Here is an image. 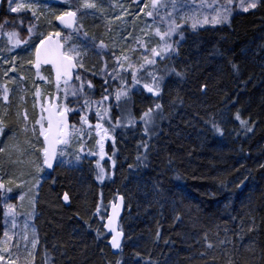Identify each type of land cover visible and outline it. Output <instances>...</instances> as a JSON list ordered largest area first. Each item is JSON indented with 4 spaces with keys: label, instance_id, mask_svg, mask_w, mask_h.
<instances>
[{
    "label": "trees",
    "instance_id": "1",
    "mask_svg": "<svg viewBox=\"0 0 264 264\" xmlns=\"http://www.w3.org/2000/svg\"><path fill=\"white\" fill-rule=\"evenodd\" d=\"M143 1L135 4L124 0V4L109 10L115 12L114 17L126 10L138 31L128 39L127 46L120 41L113 45L104 37L109 52L103 57H107L110 67L121 55L136 62L139 53L144 52L138 41L149 48L155 45L150 31L153 21L141 11ZM44 3L49 7L44 8ZM6 6L7 0H3L0 23L7 20L5 27L11 29L10 25L23 19V25L16 24L22 38L27 36L30 23L45 35L70 32L54 19V14L70 8L66 3L41 0L39 19L30 11L9 13ZM99 8L93 21H100ZM84 26L103 37L88 26L87 18ZM180 30L184 38L176 39L177 53L156 68L162 75L165 67L182 75H165L160 97H152L140 88L130 91L131 100L123 108L113 105L114 113L120 114L123 109L138 116L156 103L162 109L151 134L150 130L145 134L138 122L135 128L128 127L117 136L118 152L111 178L97 179L93 157L63 166L57 163L53 172L44 167L48 177L41 184L39 214L33 219L39 237L35 264H116V260L120 264H264V0H259L255 9L236 12L229 23L196 31L185 27ZM31 43H38V36H33ZM7 47L1 38L0 48L5 51L0 56L9 60L17 56V71L9 72L14 78L9 80L4 71L10 65L0 60V84L7 83L12 90L9 106L0 99V112L6 121L0 147L12 130L32 133L29 128L25 131V121L15 111L14 93L26 91L22 108L27 109L28 124L37 118L33 105L35 70L27 63L33 58L34 48L16 49L9 54ZM85 49L82 61L92 74L88 81L96 84V96L103 95L105 89L114 93L121 83L111 88L104 85L108 77L96 76L102 73V56ZM43 71L49 81L54 80L51 66H43ZM121 73H126L130 88V72ZM53 86L49 83L44 88L54 95ZM237 114L246 124L236 119ZM41 141L42 137L40 148ZM87 143L92 149L94 138ZM77 145L69 152L71 156L77 153ZM41 160L39 151L37 164ZM10 169V159L0 152V177L4 182L6 178L13 181L6 186L12 189L10 199L23 217L29 210L28 196L43 171L35 173L27 188ZM64 194L68 201L63 199ZM119 194L125 198L120 222L124 239L121 251L115 255L108 245V234L102 227L98 229L95 220L101 195L110 200ZM3 197L0 193L1 203Z\"/></svg>",
    "mask_w": 264,
    "mask_h": 264
},
{
    "label": "snow or ice",
    "instance_id": "2",
    "mask_svg": "<svg viewBox=\"0 0 264 264\" xmlns=\"http://www.w3.org/2000/svg\"><path fill=\"white\" fill-rule=\"evenodd\" d=\"M61 2L69 3V0H61ZM258 3L259 0H249L247 3L245 0H238L236 7L243 12H248L249 10L257 8ZM8 5L10 11L13 13L30 11L32 16L36 19H39V15L41 14L38 13V9L41 7V0H8ZM168 6L169 4L164 2V0H147L141 9L145 16L153 18L154 22L159 18L160 23L165 25L163 30H161L159 26L154 29V34L159 38V43L149 48L145 42L138 41L137 43L144 49L138 64L131 61V58L127 55H124L122 58H116V69L130 72L132 87L139 85L147 93L156 97L161 96L165 75L170 72L177 76L182 75V73L176 72L174 68L169 70L167 67H165L164 74L162 75L160 74V70L156 68V65L158 63L157 58L162 62L166 59H170V54L177 53V42H173L172 37L179 32L180 39L182 40L184 38L183 33L180 32L183 23L192 20V28H196L198 23L207 24L211 22L214 25L229 23L234 10L233 0H224L223 3H219V0H216L214 4H207L206 0H204L202 6L211 8L214 12L210 21L208 15H203V19L200 20L197 19L200 13L193 12L190 17L181 15L179 17L181 22L178 23L174 15L177 12L176 0H171L172 11L165 13L164 16H160V9L167 8ZM43 7L48 8L49 5L44 3ZM97 8L98 5L93 2V0H82L80 8L77 10L63 11L59 15L54 14L55 20L59 21L66 29L71 30L69 34L64 37H62L60 32H49L46 35L38 33L36 31V25L30 23L27 26V36L22 38L21 32L16 28V24L23 25V19H18L15 23L10 25L11 30L5 28V25L9 24L7 20L0 23V38L6 40L8 45L7 52L10 54L15 52L16 49L28 51L30 47L34 48L33 58L28 60L27 63L34 68L36 79L45 81L46 83H52L55 88L54 95L42 93L39 86H35L33 91L34 106L37 104L39 105V113L32 123L31 131L37 138L42 137V148L39 149L42 160L41 164L36 165L37 172H42L44 167L51 169L58 157L61 158V162L63 163V158L67 155V149L71 146L73 140L80 142L86 134L90 137L93 132L98 137L96 140L97 152H90L89 154L99 155L101 160L104 159L105 140L112 139L113 144L115 143L114 137L109 134V129L111 128L114 131L115 127L119 126V120L115 123L112 122V117L110 115L112 104L109 103V100L111 98L118 109L123 108V106L127 105L131 100L129 95L131 89L127 86V80H125L116 69H114L112 73L105 72V75L112 76L114 79L119 77L121 87L115 90L114 93H109L108 90L105 89V93L99 100L91 99L89 93L85 91L86 88L89 90L93 88L91 81L83 80L77 72L78 68L84 67L83 61L80 58L81 50L74 43H70L72 35L78 34L82 28L77 18V12L81 9ZM123 14H127L126 10ZM116 19H120V16H117ZM33 36H38V43L34 45L31 43ZM99 47L105 48L107 46L103 41H100ZM3 51H5V49L0 48V52ZM131 51H135V49H131ZM0 60L10 65V68L4 71L5 77H9V72L17 71L15 63L17 56H12L10 60L0 56ZM125 63H127V69H125ZM45 65L52 66L55 74L54 80L49 81L47 77L41 75V69ZM21 67H23V65H21ZM234 67L236 66L234 65ZM74 74L76 83H73ZM19 79L23 81L25 77L21 75ZM9 80H14V78L9 77ZM105 83H107V80H105ZM11 91L7 83L0 84V99H2L5 104L9 102ZM42 97L43 101L41 102ZM70 97L72 98L71 101H69ZM23 99L24 97L21 96V100ZM71 103L80 104V107H71ZM161 109L162 105L156 103L154 108H148L142 113L141 120L144 124L145 134L148 132L149 125L155 124ZM93 111L97 120L95 124L91 123L88 118V113ZM73 112L79 115L80 127L69 122V114ZM22 116L25 121V131H27L29 121L27 109L23 110ZM236 119L240 120L241 124H246V121L241 120L238 114ZM126 120L129 125L135 123L130 113L127 115ZM105 121L108 122L109 127L104 126L103 122ZM213 127L216 126L213 125ZM5 129L6 121L3 117H0V136L4 134ZM217 130L219 131V129ZM248 131H251V128H249ZM4 151L5 149L0 147V152ZM82 152H84V148L81 144L78 153L75 155V161L78 162L80 160L81 157L79 153ZM72 162L71 160L68 161V163ZM112 164H115L114 160ZM97 167L100 173L97 179L102 181L104 179V169L100 167L99 162H97ZM11 183H13L11 179L7 182L0 179V190H3L5 193H10L12 189L6 185ZM20 199L23 200L24 196L21 195ZM63 199L68 201V195L64 194ZM122 199L121 197V200ZM6 207L9 214L15 213L14 205L7 204ZM97 211H99V209H97ZM115 218L116 206L113 205V215L108 219L107 228L110 232L115 233L111 239L112 247L120 248V239L123 233L116 228ZM4 235L7 237L8 233L5 232ZM208 246L212 247L211 244ZM33 247H35V244H33ZM4 251L7 252L9 249L5 247ZM4 259L5 257L0 255V260ZM9 264H15V261H10Z\"/></svg>",
    "mask_w": 264,
    "mask_h": 264
},
{
    "label": "rangeland",
    "instance_id": "3",
    "mask_svg": "<svg viewBox=\"0 0 264 264\" xmlns=\"http://www.w3.org/2000/svg\"><path fill=\"white\" fill-rule=\"evenodd\" d=\"M59 3L61 0H55ZM139 0H133V3L137 4ZM82 0H69V3H66L70 8L67 10H77L80 8ZM98 5L99 11L101 13V16L98 17L100 21H93L92 17L97 15V9H81L77 13L79 14V23L82 25V28L78 34H73L72 39L70 43H74L80 50H81V59H85V48L92 49L94 52L97 54L101 55L100 61L102 65V73H99L98 77H104V73H112L114 69H116V59L113 61V67H110L107 62L105 61V58L103 57L105 53L109 52L108 51V43L106 42V38L110 39V42L113 45L119 44L118 42L120 41V44L123 46H127L128 39L131 38L132 34H135L138 32L137 30L134 29L136 27L135 23L131 22V19L127 17L126 14H121L120 19H116L114 17L116 14L115 12L110 13V9H116L118 8V4H124V0H93ZM147 0L142 2L141 9L143 8V4L146 3ZM164 2H167L169 6L167 8H162L160 9V16H164L165 13L171 12V0H164ZM216 0H206L207 4H214ZM224 0H219V3H223ZM245 2H249V0H245ZM177 3V12L174 14L177 18V22H181L179 20V17L181 15H187V16H192L193 12L200 13V15L197 17V19L202 20L203 15H208L209 16V21L211 20V16L214 15V12L212 11L211 8L203 7L202 5L204 4V0H176ZM238 3V0H233V14L236 12H240L242 10H239L238 7H236ZM117 5V6H115ZM187 5V6H186ZM14 6V5H13ZM71 7H74L72 9ZM120 8V7H119ZM6 9L9 13H13L9 9L8 5V0H7V6ZM146 11V10H145ZM231 15V17H232ZM230 17V19H231ZM87 18V23L88 26L94 31L97 32L98 34L102 35L103 37H97L96 35L92 34L88 30L85 29L84 22L85 19ZM153 21V18L148 17ZM103 21V22H102ZM106 21V22H104ZM192 20H188L187 22L183 23L182 27L188 28L191 31H196L200 28H204L207 26H214L211 22L207 24L203 23H198L196 28H192L191 26ZM224 24V23H223ZM152 28L150 29L151 31V37L155 41L156 46L159 43V38L154 34V29L155 27L159 26L161 27V30L164 29L165 25L161 24L159 21V18L153 21L151 23ZM218 25V24H215ZM6 28V27H5ZM7 30H11L9 28H6ZM142 29H145L142 27ZM181 32V30H180ZM86 34V35H85ZM68 34H63L62 37L67 36ZM1 39V38H0ZM176 39L180 40V33L178 32L172 37V41L176 42ZM100 41H103L104 44L107 46L105 48H100L99 44ZM177 46V43H176ZM67 47V45H66ZM128 48V47H127ZM111 53H114V50H110ZM143 52L139 53V58H136V64L140 62V57ZM174 54H170L172 56ZM121 58L123 55L120 56ZM117 58V57H116ZM158 63L156 66L159 64H162L163 61H159V58H157ZM165 61V60H164ZM84 64V63H83ZM85 66V64H84ZM101 68V67H100ZM127 69V66L125 67ZM100 70L99 66L97 67V71ZM117 71L120 72V75L124 77L125 74H122L121 72L124 70L116 69ZM127 71V70H125ZM128 72V71H127ZM81 78L83 80H89L88 75L91 73L87 70L86 66L81 68L79 72ZM41 75L45 76L48 78L46 72H41ZM92 75V74H91ZM108 80L107 83L104 81V85H108L111 88V85H116L118 86L120 84L119 82V77L117 78H112V76H107ZM49 80V78H48ZM34 81L36 86H39L40 89L42 90V93H48L51 94L50 90H46L44 87L48 85L49 83H46L45 81L36 79L34 76ZM73 83H76L74 81ZM93 88L91 90L85 89L86 92L89 93V96L91 97L92 100H99L102 95L97 97V90H96V84L91 81ZM140 86L137 85L135 87L130 86L131 91L137 92L140 91ZM142 89V88H141ZM109 93H113V91L108 89ZM55 94V88L53 86V92ZM105 93V90L102 92V94ZM26 91H19L14 93V99H15V111L17 112V115L19 117L22 116V112L25 108H22L24 104V99L21 100V96L25 98ZM152 97H154L152 94H150ZM71 97L69 98V101H71ZM43 101V98H41V102ZM4 103V102H3ZM82 103V101H81ZM109 103L112 104L111 107V112L110 115L112 117V122L115 123L117 120H119V126H116L114 131L110 128L109 129V134L110 136L114 137L115 143L113 144L112 139H106L104 143V152L105 156L104 159H100L99 155H90V152H97V145H96V140L98 137L95 135L93 132L91 136L89 137L87 134L84 136L83 140L78 142L76 140H73V146H71L67 149V155L63 158V163L61 162V158L58 157L57 163L61 166L66 165L69 160L76 162L75 161V155L78 153H74V156H71L69 154L70 151H74L75 147L78 146L77 143H79L80 148L81 144L83 145L84 152L79 153L80 155V160H84L85 158H95L94 159V165L95 169L97 170V175H99V168L97 167V162H99L100 167H103L104 169V181L105 179L111 178L113 174V170L115 167V164H112V161L114 160L116 162V156L118 152L117 148V136L122 135L123 131L127 130L128 127H133L135 128L137 126V123L140 122L141 126L144 128L143 121L141 120L142 113L146 110H142L140 112V115H135L134 112L132 111H125L121 110L120 114L117 112H113V101L110 98ZM142 103V102H141ZM5 104V103H4ZM10 101L7 103L6 106H9ZM34 105V104H33ZM71 107L74 108H79L80 104L76 103H71ZM37 109V116L39 113V105H35ZM131 114L132 118L134 119L135 123L129 125L127 123L126 117L128 114ZM71 116H73L75 122L72 124H76L77 127H80L79 123V115L76 112L70 113ZM82 114V113H81ZM4 113L1 114L0 112V117H3ZM88 118L89 121L93 124L97 122L96 117L93 112L88 113ZM105 127H109V124L107 121L103 122ZM29 130H31L32 123L28 124ZM25 126V125H24ZM156 126V121L154 125H149L148 131L149 134H151V131L153 130ZM153 128V129H152ZM131 129V128H130ZM145 130V128H144ZM133 134V133H132ZM94 138V147L91 149L88 146V140ZM40 138H37L36 135L33 134V132L30 135H27L25 132H20L17 130H12L7 135L5 136L4 140L2 141V148L5 149L4 151V156L7 159H10L11 162V169L10 171L15 174V176L18 179H22L24 181L25 185L27 188L29 187L30 182L32 181L31 179L34 177L35 173L37 172L36 170V164L39 156V149H40ZM110 147V148H109ZM114 153V155H113ZM73 158V159H72ZM48 177L47 171H43L41 177L39 180H37L32 192L29 194L28 198V204H29V210L24 211L23 217H21L20 211L15 205V202L10 199V193H5L3 190H0V193L4 195L2 199V203L0 202L1 205V213H0V255L4 256V260H0V264H9L10 261H15V264H35V257H36V249L39 245V237L37 234V226L34 224L33 219L36 218L39 214L38 208H37V202H38V196H39V191L42 182ZM0 179H2L0 177ZM11 178H6V180H9ZM9 187V186H7ZM115 198H112L110 200H105V198L101 195L100 200L98 202L97 209L99 211H96V223L99 229V226L103 228L104 221L107 217V212L110 206V203L114 200ZM11 204L15 206V213L14 214H9L6 205ZM7 232L8 236L5 237L4 233ZM105 232V231H104ZM33 244H35V247H33ZM7 247L9 251L5 252L4 248ZM50 264V263H48ZM116 264H120V260H116Z\"/></svg>",
    "mask_w": 264,
    "mask_h": 264
},
{
    "label": "water",
    "instance_id": "4",
    "mask_svg": "<svg viewBox=\"0 0 264 264\" xmlns=\"http://www.w3.org/2000/svg\"><path fill=\"white\" fill-rule=\"evenodd\" d=\"M2 3H3V0H0V9H1V7H2ZM72 11H75V10H72ZM77 18L79 19V14H78V13H77ZM57 23H58V25H59L61 28L65 29V30H69V31H71L70 29H66L62 24H60L59 21H57ZM45 66H48V65H45ZM49 66H51V65H49ZM51 68H52V66H51ZM79 69H80V68L77 69V72L79 71ZM52 71H53V79H54V75H55V74H54V70L52 69ZM74 80H75V74H74V79H73V81H74ZM68 118H69V122L71 123L70 114H69V117H68ZM57 160H58V158H57ZM56 165H57V161H55V162L53 163V167H52L51 169H49V168H47V167H45V169H46L48 172H53V171L55 170V168H56ZM121 197L123 198L122 200H121ZM113 205L116 206L115 226H116V228H117L118 230L122 231V233H123V235H122V237H121V239H120V248H113V247H112V245H111V239H112V236H113L115 233H114V232H110V231L108 230V228H107L108 219H109L110 217H112V215H113ZM124 211H125V198H124V196H123L122 194H119V195L116 197V199L113 200V201L110 203V206H109V209H108V212H107V217H106V219H105V221H104V224H103V229H104L105 232L108 234V245L110 246L112 253L115 254V255L119 254V252L121 251V247H122V243H123V239H124V232H123V230L121 229V226H120L121 218H122V216H123Z\"/></svg>",
    "mask_w": 264,
    "mask_h": 264
},
{
    "label": "flooded vegetation",
    "instance_id": "5",
    "mask_svg": "<svg viewBox=\"0 0 264 264\" xmlns=\"http://www.w3.org/2000/svg\"><path fill=\"white\" fill-rule=\"evenodd\" d=\"M70 118H71V114H70ZM71 124H72V118H71ZM110 148V147H109Z\"/></svg>",
    "mask_w": 264,
    "mask_h": 264
}]
</instances>
